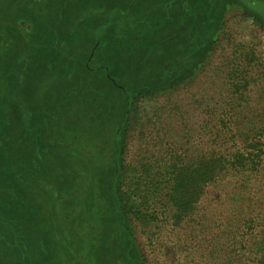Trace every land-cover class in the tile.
<instances>
[{"label":"rangeland","instance_id":"1","mask_svg":"<svg viewBox=\"0 0 264 264\" xmlns=\"http://www.w3.org/2000/svg\"><path fill=\"white\" fill-rule=\"evenodd\" d=\"M15 2L0 0V14ZM14 16L24 31L3 20L0 31L26 32L29 47L0 56V90L25 111L23 121L8 115L16 135L2 141L8 148L0 159L14 179L0 168V187L10 182L0 188V264H131L115 197L129 106L138 128L126 136V163L141 123L146 134L162 135L158 107L168 104L190 111L189 133L172 122L177 148L210 149L207 122L231 115L227 73L247 70L252 89H264V0H19ZM256 103L264 112L263 94ZM257 166L253 173L248 166L249 188L233 206L221 204L236 197L234 179L225 177L207 189L188 230L167 225L157 233L166 264L187 253L174 246L187 234V264H219L202 258L216 237L230 239L225 249L236 250L238 264H254L246 249L264 236V155ZM241 207L248 219L242 216L235 241L223 234ZM133 228L142 253L134 256L153 264L149 232Z\"/></svg>","mask_w":264,"mask_h":264},{"label":"trees","instance_id":"2","mask_svg":"<svg viewBox=\"0 0 264 264\" xmlns=\"http://www.w3.org/2000/svg\"><path fill=\"white\" fill-rule=\"evenodd\" d=\"M18 4L19 0H16L7 15L0 14V20L7 21L24 31L21 25L14 20ZM13 26L5 27L0 31V56L18 46H21V52H26L29 47L27 33L25 32L21 36L16 33ZM246 57L249 58V55ZM239 58L242 61L241 64L246 59L244 56H239ZM227 77H230L232 81L228 90V95L232 99L228 104L231 113L229 121L224 114L220 118L214 117L213 120L208 121L207 128L210 127L209 141L211 144L209 147L211 148L199 151L194 155L188 154L185 150L181 152L177 148L179 142L173 137L175 129L173 130L174 123L172 122L179 123L180 126L177 127L182 134L189 133L191 129L189 130L188 122H186L189 119L190 111L182 110L180 104L175 103L173 108H170L169 104L167 108L158 107L164 115L162 116L164 121L162 135L154 136L155 134L152 132L146 134L144 129L148 125L141 123L139 133L135 136V151L132 158L126 163L124 159V155L128 154V138L126 136L130 131L138 128L136 111L133 106H129L124 138L120 140V165L115 184V197L123 227L132 245L127 251V258L131 264H139L133 254L134 250L142 254L141 251H138V244L135 243L134 226L136 228L139 225L142 231L149 232L148 238L155 253L153 264H166L161 249L164 242L162 238L157 237L158 232L160 233L167 225H171L179 233L188 230V224L194 220L192 216L201 210L199 207L202 206L201 200L207 189L220 183L222 178L234 179L236 196L222 200L223 206H233V201L239 199L237 197L241 194L240 192L248 190L250 174L246 173V170L250 165V172L253 173L258 167L259 159L264 155V112L256 103L262 98V94L264 95V89L258 90L260 92L252 89V77L247 70H240L238 73L229 71ZM13 96V94L4 92V89L0 90V106L3 107L0 111V158L5 154L2 152L8 148L2 141L6 137L9 139L16 135L12 134L13 123L9 117L13 116L23 121L25 116L22 102H16L13 100ZM151 96L154 97V94L151 93ZM194 102L198 108L200 100L196 95ZM22 121H16V125H22ZM150 137L159 139L163 144V149L153 147ZM0 168L1 171L11 175V181H13L12 172L2 163L1 159ZM5 183L0 188L6 189L10 184V182ZM223 211L224 207L221 212L223 213ZM247 211L243 207L233 210L229 217V228L225 230L223 236L229 235L234 239L235 229L240 224L242 216L248 219ZM249 216L251 217L249 220L252 222L254 219L251 214ZM187 237L177 238L175 241L174 246L187 251L186 254H181L176 258L177 264H187L189 261L190 253L186 247L190 246V240ZM217 238L214 242H210L209 246L212 247L202 258L206 261L221 259L219 264H238L241 258L235 256L236 250L225 249V246H231L227 244L230 239L216 241ZM252 239V244L254 243L256 246H252L253 248L250 250L244 249L252 258H255L254 264H264V236L259 240L253 236ZM234 240L236 241V239ZM141 263L146 264V261L143 260ZM242 264L247 263L244 260Z\"/></svg>","mask_w":264,"mask_h":264}]
</instances>
